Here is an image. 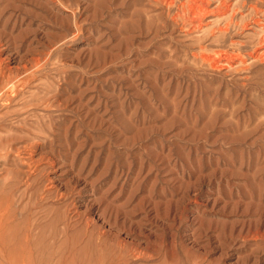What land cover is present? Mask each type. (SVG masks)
<instances>
[{
  "label": "rangeland",
  "instance_id": "1",
  "mask_svg": "<svg viewBox=\"0 0 264 264\" xmlns=\"http://www.w3.org/2000/svg\"><path fill=\"white\" fill-rule=\"evenodd\" d=\"M208 1L0 0V264H264V0Z\"/></svg>",
  "mask_w": 264,
  "mask_h": 264
},
{
  "label": "bare ground",
  "instance_id": "2",
  "mask_svg": "<svg viewBox=\"0 0 264 264\" xmlns=\"http://www.w3.org/2000/svg\"><path fill=\"white\" fill-rule=\"evenodd\" d=\"M173 1V0H172ZM180 1V0H179ZM221 1V0H220ZM222 1H224V0H222ZM168 2V1H167ZM171 3H173V2H171ZM224 3V2H223ZM168 4H169V2H168ZM177 4H179V3H177ZM209 4V1L208 0H186V2L183 4V8H184V10L185 11H187L188 13H192V14H197V13H199V14H201V16L200 17H202V16H205V15H207V14H209V13H211V10L210 11H208L207 10V5ZM222 5V4H221ZM224 5H225V3H224ZM223 5V6H224ZM178 6V5H177ZM227 6H228V4H227ZM252 6V5H251ZM231 8V7H230ZM209 9V8H208ZM217 9V8H216ZM231 10V9H230ZM230 10H228V7H224L222 10H220L219 12H218V15L219 16H224L225 14H227L228 13V11H230ZM255 10H256V8H255ZM213 12V11H212ZM191 14V15H192ZM198 14V15H199ZM194 16H196V15H194ZM218 16V17H219ZM226 17V16H225ZM257 21V20H256ZM259 21H260V19H259ZM255 22V21H254ZM264 23V22H263ZM224 25V24H223ZM226 25V24H225ZM224 25V26H225ZM248 25V24H247ZM224 26L223 27H221V29H224ZM245 26V25H244ZM263 26V25H262ZM227 27V26H226ZM220 28V27H219ZM226 29V28H225ZM214 30V29H213ZM202 47V46H201ZM228 51V50H227ZM221 52H223V51H220V52H218L217 51V53H215L214 54V56L212 57V58H210V57H207L206 58V60H210L211 62H212V65L214 66V64L213 63H218V62H221V61H223V60H225L226 62H232V61H234L235 60V58H236V56H237V54H235V55H233V54H225V53H221ZM236 53V52H235ZM238 54H239V52H237ZM249 54V53H248ZM257 54H259V53H257ZM202 55V54H201ZM240 55V54H239ZM238 55V56H239ZM205 56V55H204ZM212 56V55H211ZM237 56V57H238ZM254 56V55H253ZM202 57V56H201ZM240 57H241V55H240ZM255 57H257V56H255ZM205 59V58H204ZM206 60H204V61H206ZM238 60V59H237ZM239 62H241V61H239ZM215 64V65H216ZM221 64V63H220ZM213 66H211V67H213ZM219 66V65H218ZM224 66V65H223ZM234 66V65H233ZM245 68V67H244ZM4 85V84H3ZM12 95V94H11Z\"/></svg>",
  "mask_w": 264,
  "mask_h": 264
}]
</instances>
